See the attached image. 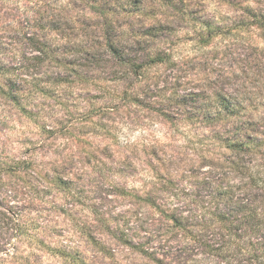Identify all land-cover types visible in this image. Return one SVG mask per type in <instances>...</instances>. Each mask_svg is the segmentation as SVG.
<instances>
[{
	"label": "clouds",
	"instance_id": "obj_1",
	"mask_svg": "<svg viewBox=\"0 0 264 264\" xmlns=\"http://www.w3.org/2000/svg\"><path fill=\"white\" fill-rule=\"evenodd\" d=\"M0 264H264V0H0Z\"/></svg>",
	"mask_w": 264,
	"mask_h": 264
}]
</instances>
